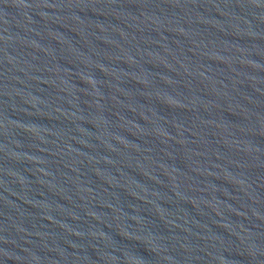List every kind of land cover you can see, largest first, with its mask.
<instances>
[{
  "label": "water",
  "instance_id": "obj_1",
  "mask_svg": "<svg viewBox=\"0 0 264 264\" xmlns=\"http://www.w3.org/2000/svg\"><path fill=\"white\" fill-rule=\"evenodd\" d=\"M0 264H264V0H0Z\"/></svg>",
  "mask_w": 264,
  "mask_h": 264
}]
</instances>
